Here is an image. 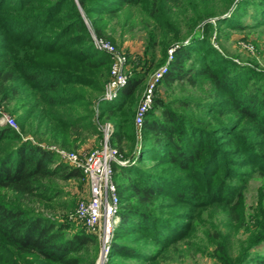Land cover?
I'll list each match as a JSON object with an SVG mask.
<instances>
[{"label":"rangeland","instance_id":"374dc122","mask_svg":"<svg viewBox=\"0 0 264 264\" xmlns=\"http://www.w3.org/2000/svg\"><path fill=\"white\" fill-rule=\"evenodd\" d=\"M99 8L107 10L93 26L79 0H0V86L4 87L0 124L13 127L21 140L30 141L29 146L50 150L57 162L81 169L91 150L114 139V123L123 113H104L126 103L135 144L120 164L137 170L139 178L150 174L160 179L164 193L148 205H131L137 218L150 215L152 223L123 242L128 253L108 252L104 257L102 231L88 228L76 216L79 201L90 191L84 174L44 180L45 187L32 193L0 187L1 204L19 206L29 216L61 227L66 235L96 237L89 247L65 257L76 261L66 262L21 251L0 228V264H264V100L256 107L248 102L250 95L264 99V22L260 21L264 0H101ZM210 11L213 16H202ZM78 15L93 41L99 28L102 38L125 54L126 81L111 89L108 71L100 95H94L86 82L45 95L38 81L67 78L64 69L82 72L84 57L70 52L80 42L63 45L65 56L51 52L61 25ZM219 16H224L223 22L217 21ZM71 36L75 34L63 39ZM183 40L191 52L187 67L215 69L226 81L218 84L209 73L195 72L193 81L168 82L161 76L149 110L159 117L162 109L180 114L184 149L192 157L196 150L202 154L179 163L137 161L134 148L150 145L140 136L136 111L156 74L169 70L170 50ZM23 69L39 78L20 77ZM11 70L15 79L4 82V74ZM140 75H145L142 87L127 95L128 79ZM70 92H83L84 97L65 105L46 100ZM88 115L99 133L90 129V122L76 120ZM72 122L85 125L73 132ZM18 135L0 142V152L15 144ZM63 152H75L76 163L64 158ZM115 175L116 183L122 185V172ZM124 194L131 192L126 189Z\"/></svg>","mask_w":264,"mask_h":264},{"label":"trees","instance_id":"16d2710c","mask_svg":"<svg viewBox=\"0 0 264 264\" xmlns=\"http://www.w3.org/2000/svg\"><path fill=\"white\" fill-rule=\"evenodd\" d=\"M69 1V0H66ZM83 6L86 14L92 19L93 26L96 25L100 19L99 14L105 10H99L101 0H79ZM134 2L136 0H125ZM103 3V2H102ZM204 17L213 16V11L208 14L202 15ZM224 16H219L217 21L223 22ZM260 21L264 22V16H260ZM194 22L190 20L189 25ZM226 23V22H224ZM210 25L211 22H207ZM83 18L81 15L71 17L67 19L60 28L58 36V42L55 48H52L51 52L57 53L60 56H65V48L63 45L71 43L72 41L80 42V46L76 50H70L77 52L80 56H83L84 65L81 66L82 72H75L73 70H62L67 78H55L51 77L48 80L38 81L39 87L45 95L49 92H57L62 89L63 86L72 85L74 83L86 82L93 87V94L100 95L108 80V71L111 74L112 56L111 54L97 47L93 41V37L83 26ZM96 34L99 38L102 37V31L97 28ZM74 33L75 36L65 38L66 35ZM62 34L61 37L59 35ZM80 39H88V42L83 43ZM62 43V44H61ZM77 43H74L75 45ZM83 43V44H82ZM184 40L175 43L172 50V62H170L169 70L163 75V81L173 82L175 80L188 79L193 81V73H209L211 77L218 83H224L226 81L224 76L218 75L217 71L212 68L198 69L193 66H186V59L191 58V52L184 46ZM96 57V58H93ZM96 71L93 75H89L87 71ZM21 76H28L29 79L34 80L39 78L37 73L28 72L23 69L20 72ZM77 74V75H76ZM16 73L14 70L7 71L4 74V82L15 79ZM79 75V76H78ZM145 80V75L134 76L128 79L127 82V95L133 94L135 91L142 87V83ZM89 82V83H88ZM92 83V84H91ZM69 87V86H68ZM3 86H0V90H3ZM264 93V91H263ZM63 96L54 95L53 98H47L51 104H62L76 102L82 99L83 92H70L62 94ZM264 99H257L250 95L248 102L254 107L257 104H261ZM185 104L187 102H184ZM129 105L119 104L116 107H112L104 114L113 113L111 116L116 115L118 111H122V118L117 119L113 126L114 139L110 138V142L114 145L120 154L121 159L128 156L129 152L133 151L134 135H130L129 130L133 129V122L130 120ZM102 114V112H101ZM128 114V115H127ZM128 116L127 118L125 116ZM161 117L154 112L147 109L144 114L143 121L140 125V136L150 146L134 148L137 161L143 159H157L174 161L179 163L182 160L197 158L202 153L198 150L196 154L193 153V157L187 154V150L184 149L187 143H183L184 129H182L181 115L169 109H162ZM77 121L90 122V129L94 133H99V130L95 129L92 123L91 116H85ZM92 123V124H91ZM135 123V122H134ZM70 129L76 131L78 128H82L85 124L70 123ZM16 134L15 129L8 124H0V142L4 139ZM19 138V135H18ZM30 141L24 142L20 138L18 141L4 148L0 152V187L13 188L19 192L32 193L36 189L45 187L44 180H49L57 176L63 178L77 177L84 174L81 168L72 167L69 164L60 161L57 162L54 154L43 146L31 145ZM137 146V145H136ZM4 147V145H3ZM128 153V154H127ZM189 156V157H188ZM113 178L115 181V173L122 172L121 178L123 179L124 188L122 185L117 184V191L120 197V203L118 208L119 220L116 223L111 241L109 243V255H119L128 253L125 251L123 242L128 239L129 236L136 233L139 230L145 229L147 224H151L152 217L150 215H143V217L137 218L131 208L133 203L138 204H150L154 202L159 194L164 193V188L161 184V180L158 178H152V175L145 174L146 176L139 178L137 170L128 168L120 164V162H113ZM186 165V164H185ZM130 174L133 178H130ZM126 189L131 194H124ZM146 205H144L146 207ZM0 228L5 232H8L13 242L17 244L19 249L23 252H36L46 257H59L66 262L77 260V258H65L67 255H73L81 252L83 249L89 247L96 242V237L89 233H75L72 235H66L62 228H57L54 223L46 221L41 217L29 216L24 212L22 208L15 205H6L0 203ZM139 229V230H138ZM129 253H132L129 251ZM14 264V262H10Z\"/></svg>","mask_w":264,"mask_h":264},{"label":"built area","instance_id":"2783aa9c","mask_svg":"<svg viewBox=\"0 0 264 264\" xmlns=\"http://www.w3.org/2000/svg\"><path fill=\"white\" fill-rule=\"evenodd\" d=\"M94 43L97 47L108 51L113 59L111 66L112 79L109 87L115 89L126 81V75L123 72V65L126 62L125 54L120 53L114 44L104 38L95 37ZM173 49L170 50V52ZM164 72H158L155 78L150 82L147 92L142 99L135 115V121L138 126L143 121L144 114L150 107L152 102V93L159 77ZM13 121L12 119H9ZM8 120V121H9ZM62 156L73 163H76L77 154L75 152H63ZM121 161L118 149L106 139L104 143L91 150L83 162L81 167L89 182V195L82 198L76 209V216L87 225L88 228L102 231L103 237V255L109 252V241L112 236L116 219L118 216V208L120 197L117 186L113 178V162Z\"/></svg>","mask_w":264,"mask_h":264}]
</instances>
